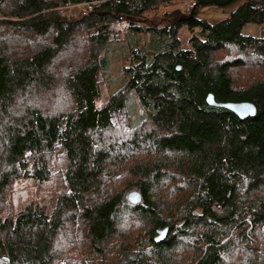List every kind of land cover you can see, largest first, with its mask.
Wrapping results in <instances>:
<instances>
[{
  "label": "trees",
  "instance_id": "1",
  "mask_svg": "<svg viewBox=\"0 0 264 264\" xmlns=\"http://www.w3.org/2000/svg\"><path fill=\"white\" fill-rule=\"evenodd\" d=\"M173 1L0 0V264H264V36L243 33H264V0L215 24L198 9L242 0H183L148 23ZM58 89L67 107L30 104ZM23 181L47 199L16 208Z\"/></svg>",
  "mask_w": 264,
  "mask_h": 264
},
{
  "label": "rangeland",
  "instance_id": "2",
  "mask_svg": "<svg viewBox=\"0 0 264 264\" xmlns=\"http://www.w3.org/2000/svg\"><path fill=\"white\" fill-rule=\"evenodd\" d=\"M242 2H243V0L239 1L237 3H234L230 6H227V7L207 6V7L199 8L197 11V16L199 19L205 20V21L209 22L210 24H215V23L227 18L229 16V14L232 11H234L235 8L239 4H241ZM188 3H189V1L175 0L166 6L160 7V9L157 12L149 13L148 17H146V18H148L150 20V22H148V21H146V22L151 23V21H153L159 26H162V25L164 26L165 24H167V21L162 20V18H163L162 14L163 13L168 11L171 14L175 13V12L187 14L188 13V11H187ZM171 4H173V5H171ZM59 9L61 10L62 8L60 7ZM81 10H84L83 7H81ZM81 10L78 8L77 9H68V10L63 8L61 11H65V12L69 11L68 13L70 15L72 14L71 16H78L81 13ZM170 13H168V14L170 15ZM120 27H121V25H120ZM243 33L247 36H254V37L264 36L262 28L259 27L258 25H255V24L246 25L243 28ZM198 34H199V30H194L193 33H191L187 29L186 26L182 27L178 33L179 39L181 40V47L185 50L191 49L192 47L190 44V39L193 36H198ZM80 41H81V39L78 37V42L81 43ZM78 48H79V46L76 47V49H78ZM223 55H225V54H222L221 56H223ZM59 60H61V59H59ZM51 74L58 77L59 79L57 81L60 82L61 77H60V75L58 76L56 69L51 70ZM103 92H104L103 97H105L104 95H106V93L104 90H103ZM66 97H67V92H65V90H63V89L62 90L58 89L52 93H49V94L46 93L44 97H40L39 95H38V97L37 96L33 97L30 100V104L31 105L36 104V105L40 106L42 108V110H45V111H49V110L51 111V110H56V109H61V108L63 109L64 107H67L69 105V99L66 100ZM116 136L119 137L118 135H116ZM144 152L145 151H142V153H139V154H141L140 157H142ZM143 157H145V156H143ZM122 176L125 178L129 177V176L123 175V174H122ZM62 180H63V177L61 175H57L54 179V185L52 187H54L55 185H57L59 183L62 184ZM117 181L118 182H114V186L118 185V183H120L121 177H118ZM133 191H137V189L131 188L130 190H128L126 192V195H125L126 198L125 199L127 201H128L129 194ZM44 192L45 191L43 189H41L40 192L35 193V190H33V184L31 182L23 181V182L17 184L16 188L14 189V197H13L14 201L16 203V208H21L31 198H33V199L34 198H37V199L41 198L42 200H43V198L47 199L46 198L47 193L44 194ZM51 193H52V191H51ZM53 193H54V189H53ZM53 193H52V195H53ZM134 258H135L134 253H131V252L126 253L123 255V257L119 261H117L114 264H126V263L132 261Z\"/></svg>",
  "mask_w": 264,
  "mask_h": 264
},
{
  "label": "water",
  "instance_id": "3",
  "mask_svg": "<svg viewBox=\"0 0 264 264\" xmlns=\"http://www.w3.org/2000/svg\"><path fill=\"white\" fill-rule=\"evenodd\" d=\"M207 103L210 106L225 108L237 115L242 120L254 117L257 111L255 105L250 102L218 103L215 101L212 94L208 95ZM128 201L133 204H139L142 202V197L138 191H133L129 194ZM168 231L169 227L157 230L156 241L159 242L164 240L167 236Z\"/></svg>",
  "mask_w": 264,
  "mask_h": 264
},
{
  "label": "built area",
  "instance_id": "4",
  "mask_svg": "<svg viewBox=\"0 0 264 264\" xmlns=\"http://www.w3.org/2000/svg\"><path fill=\"white\" fill-rule=\"evenodd\" d=\"M90 4H76V5H66V6H63L61 7L62 9L65 8L66 10L68 9H80L81 10V7H83L84 10H81V13L83 14H87V12L90 10V7H89ZM195 7V2H189L188 5H187V11L193 9ZM61 9V10H62ZM64 14H69L68 12L69 11H62ZM70 15V14H69ZM72 15V14H71Z\"/></svg>",
  "mask_w": 264,
  "mask_h": 264
}]
</instances>
